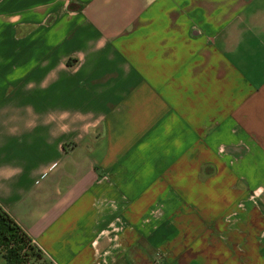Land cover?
<instances>
[{
  "label": "crops",
  "instance_id": "0c3cea01",
  "mask_svg": "<svg viewBox=\"0 0 264 264\" xmlns=\"http://www.w3.org/2000/svg\"><path fill=\"white\" fill-rule=\"evenodd\" d=\"M0 203L50 264H264V0H0Z\"/></svg>",
  "mask_w": 264,
  "mask_h": 264
},
{
  "label": "trees",
  "instance_id": "16d2710c",
  "mask_svg": "<svg viewBox=\"0 0 264 264\" xmlns=\"http://www.w3.org/2000/svg\"><path fill=\"white\" fill-rule=\"evenodd\" d=\"M0 252L9 264H50L43 249L1 203Z\"/></svg>",
  "mask_w": 264,
  "mask_h": 264
},
{
  "label": "rangeland",
  "instance_id": "374dc122",
  "mask_svg": "<svg viewBox=\"0 0 264 264\" xmlns=\"http://www.w3.org/2000/svg\"><path fill=\"white\" fill-rule=\"evenodd\" d=\"M162 255L161 253L153 255V264L161 263Z\"/></svg>",
  "mask_w": 264,
  "mask_h": 264
}]
</instances>
